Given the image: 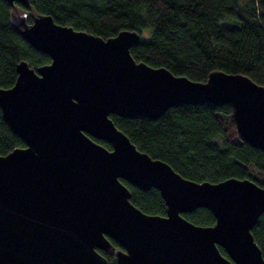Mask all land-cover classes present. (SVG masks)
<instances>
[{
  "label": "water",
  "instance_id": "water-1",
  "mask_svg": "<svg viewBox=\"0 0 264 264\" xmlns=\"http://www.w3.org/2000/svg\"><path fill=\"white\" fill-rule=\"evenodd\" d=\"M5 1L13 31L52 61L37 69L21 61L14 86L0 88L3 119L25 143L0 155V264H107L102 252L118 264H264L252 234L264 187L189 180L139 150L111 118L231 104L240 138L264 150V86L222 71L205 82L177 76L132 56L136 31L104 39L56 23L32 0ZM122 180L157 189L167 214L136 207ZM199 208L215 225L184 217Z\"/></svg>",
  "mask_w": 264,
  "mask_h": 264
},
{
  "label": "trees",
  "instance_id": "trees-1",
  "mask_svg": "<svg viewBox=\"0 0 264 264\" xmlns=\"http://www.w3.org/2000/svg\"><path fill=\"white\" fill-rule=\"evenodd\" d=\"M32 6L58 24L104 39L136 31L142 40L132 48V56L177 76L205 82L213 71H222L246 75L264 86V0H32ZM11 11L0 0V88L4 89L16 83L21 61L35 69L52 61L13 31ZM111 118L139 150L167 162L189 180L250 179L264 187V150L240 138L231 104H184L159 119ZM96 141L111 148L106 141ZM19 147L25 143L4 121L0 108V155ZM122 181L132 192V203L144 213L167 214L157 189L146 191ZM184 217L202 226L216 223L206 208ZM252 234L264 256V214ZM102 253L107 264H118L114 254Z\"/></svg>",
  "mask_w": 264,
  "mask_h": 264
},
{
  "label": "flooded vegetation",
  "instance_id": "flooded-vegetation-1",
  "mask_svg": "<svg viewBox=\"0 0 264 264\" xmlns=\"http://www.w3.org/2000/svg\"><path fill=\"white\" fill-rule=\"evenodd\" d=\"M110 150H112V147L110 148ZM113 243H114V242H113ZM114 244H115V243H114ZM116 247H117L118 249L124 250L121 246L118 245L117 242H116Z\"/></svg>",
  "mask_w": 264,
  "mask_h": 264
}]
</instances>
